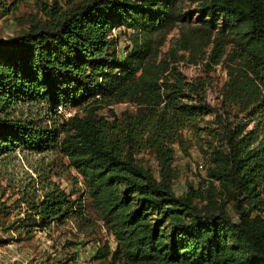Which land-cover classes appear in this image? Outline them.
Here are the masks:
<instances>
[{"label": "trees", "instance_id": "obj_1", "mask_svg": "<svg viewBox=\"0 0 264 264\" xmlns=\"http://www.w3.org/2000/svg\"><path fill=\"white\" fill-rule=\"evenodd\" d=\"M26 20L0 39V245L69 218L93 222L52 178L65 158L114 241L86 264H264V0H43ZM119 26L130 30L123 56ZM183 58L228 61L217 104L179 68ZM120 101L133 109L99 112ZM185 129L203 133L208 164L178 194ZM142 149L157 173L137 160ZM19 159L32 172L8 169Z\"/></svg>", "mask_w": 264, "mask_h": 264}, {"label": "rangeland", "instance_id": "obj_2", "mask_svg": "<svg viewBox=\"0 0 264 264\" xmlns=\"http://www.w3.org/2000/svg\"><path fill=\"white\" fill-rule=\"evenodd\" d=\"M43 0H19L17 8L4 12L0 8V39L20 32L27 25L26 16L38 9V5ZM50 2V0H46ZM64 3L65 0H58ZM112 34L118 39V52L123 56L124 45L129 41L130 30L119 26L112 30ZM177 34L174 28L168 35L162 45L166 49ZM207 59L198 61H189L183 58L178 61L179 68L185 73L187 78H199L204 82L205 98L211 104H217L221 98V89L227 78L226 65L227 60L223 59L217 64L206 65ZM124 109H133V104L127 101H120L109 105H104L99 112L110 115L112 112L120 113ZM67 115L74 111V108L66 107L61 109ZM212 115H206L203 123H210L208 120ZM251 126V123L249 124ZM184 135L189 138L185 148L175 144L173 166L176 175L172 179V188L178 194L185 192L189 186L196 187L198 183L206 176V166L208 164V154L204 151L206 145L201 137H195L189 130H184ZM137 160L157 173V162L153 154L148 149H142L135 154ZM47 158H51L49 155ZM61 160V159H60ZM62 162H66L62 158ZM59 158L54 164L55 174L52 178L59 182L72 195V198L83 200L84 212L89 214L93 222L85 225H78L73 218L66 219L63 223L52 225L49 229H36L33 235L27 239L10 240L0 245V264H86L94 253L95 249L107 240L114 246L112 235L104 228L102 221L97 218L95 211L90 205V198L85 193L84 184L81 176L73 168H64ZM15 165L8 166V169L14 171L16 176H23L24 171L32 172L23 159L15 160ZM2 168L0 171H3ZM77 176L75 178L74 176ZM7 175L0 172V185L7 182ZM7 191L5 195L8 193ZM4 195V196H5ZM233 214V209L229 207ZM13 213L5 220H11Z\"/></svg>", "mask_w": 264, "mask_h": 264}]
</instances>
